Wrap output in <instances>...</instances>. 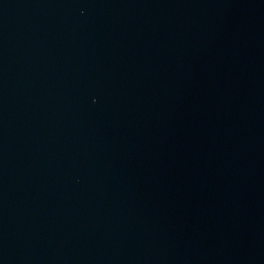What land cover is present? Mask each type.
Wrapping results in <instances>:
<instances>
[{"label":"water","instance_id":"obj_1","mask_svg":"<svg viewBox=\"0 0 264 264\" xmlns=\"http://www.w3.org/2000/svg\"><path fill=\"white\" fill-rule=\"evenodd\" d=\"M0 264H264V0H0Z\"/></svg>","mask_w":264,"mask_h":264}]
</instances>
